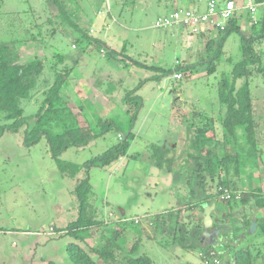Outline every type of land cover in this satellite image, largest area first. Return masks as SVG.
I'll return each mask as SVG.
<instances>
[{"label": "rangeland", "instance_id": "obj_1", "mask_svg": "<svg viewBox=\"0 0 264 264\" xmlns=\"http://www.w3.org/2000/svg\"><path fill=\"white\" fill-rule=\"evenodd\" d=\"M177 1L181 6L198 7L194 2ZM207 1L196 0L204 4ZM237 1L250 4L249 0ZM66 2L74 11V19L82 26L90 27L94 36L108 44L107 49V45L103 46L104 51L95 47L88 49L84 43L78 46L75 42L78 34L69 26L63 40L58 38L53 42L61 52L69 54V65H74L75 57L79 58L62 92L70 107V121L89 125L90 133L95 136L84 146L72 145L53 156L46 136L28 143L26 127L16 131L1 130L7 122L0 114V264H48L49 261L75 264L66 247L76 239L64 229L77 216L73 193L76 179L64 172L62 166L66 162L91 160L118 143L119 134L130 132L133 138L125 156L107 166H95L90 170L93 187L90 201L102 212L96 217L104 220L108 228L102 226L93 231L94 235L84 243L85 248L98 264H128L127 258L131 256L127 252L136 241L138 245L133 257L146 254L154 264H204L201 248L172 243L161 229H155L152 220L154 214L175 210L187 199L186 176L191 164L188 154L192 148L193 130L211 117L218 123L221 110L216 86L218 73L205 75L206 67L199 64L180 80L175 78V70L180 66L176 63L192 65L197 61L193 46L197 37L190 33L192 28L154 26L158 16L171 12L170 0ZM42 3L43 0H6L5 8L39 7ZM49 6L51 13L57 12L52 3ZM241 11L240 23L248 32L249 10ZM252 15L260 16L261 9L258 7ZM209 35L216 41L221 38L215 28ZM223 49L228 56L239 59L240 33L232 31L226 37ZM51 50L36 43L25 46L22 55L27 58L34 54L44 57L45 54L51 58ZM126 54L155 68L138 66ZM252 91L255 118L260 122L258 149L257 152L252 149L249 153L243 151L241 177L246 183L264 188V84L254 80ZM21 104L27 115L36 113L39 108V104L30 99H22ZM52 130L61 132L63 127L59 125ZM204 152L208 155L210 150ZM218 205L216 212L220 213L222 209ZM198 210L192 209L193 214H203ZM233 211L241 213L240 208L235 207ZM247 212L250 216L253 212L264 215V208ZM121 217L127 219L124 221L127 233L119 235L120 257L101 259L91 247L104 244L110 228L119 231L121 226L117 220ZM241 219L228 221L226 218L228 222L225 224L241 226L235 231L234 248L264 241L261 229L251 233L250 226L242 227ZM216 246L222 249L220 242ZM123 251H126V259L122 257Z\"/></svg>", "mask_w": 264, "mask_h": 264}, {"label": "trees", "instance_id": "obj_2", "mask_svg": "<svg viewBox=\"0 0 264 264\" xmlns=\"http://www.w3.org/2000/svg\"><path fill=\"white\" fill-rule=\"evenodd\" d=\"M170 1L171 11L183 7L178 1L176 3V0ZM51 3L56 7V13H51L49 6ZM253 3L262 8V13L254 17L247 9L250 14L248 32L244 31L240 23L243 9L236 11L225 21V29L219 30L221 35L219 41L210 37L211 28H204L198 32L189 29L190 33L197 37L193 42L198 55L197 61L192 65L176 63L180 66L175 73L182 72L183 75L188 71L191 73L199 64L206 67L205 75L218 73L216 86L221 110L217 124L215 118L211 117L193 130L194 135L190 140L192 148L188 154L191 164L186 176V185L189 187L187 199L175 210L154 214L152 224L155 223L156 230L161 229V232L168 235L172 243H179L187 248L194 245L201 248L204 264H217L216 259L219 260V264H264V241L234 248L237 237L235 231L241 226L225 224L232 218L237 221L242 217V227L249 228L251 223L256 221L257 228L264 234V215H256L254 212L252 216L247 214L248 210L264 208V188L246 183L241 177L244 169L243 151L247 150L249 153L252 149L257 152L258 149L257 133L260 122L255 118L252 82L255 80L256 83L264 84V0H253ZM5 4L6 0H0V114L7 122L1 130L16 131L26 127L28 143H35L42 136H46L53 156L72 145L88 144L95 135L90 133L89 125H78L75 120L70 121V107L62 92L79 58L75 57L74 65H69V54L61 52L60 47L53 42L58 38L63 40L66 27L69 26L78 34L75 40L78 46L84 43L88 49L95 47L104 51L103 46L107 45V49L108 44L100 37L94 36L90 27H84L81 22L74 19V11L66 0H43L42 6L14 10L6 9ZM172 27L190 28L184 25ZM232 31L240 33L241 38V57L237 60L228 56L227 51L223 49L224 41ZM36 43L44 44V48L53 49L51 58L45 54L44 57L34 54L24 58L22 50L25 46ZM46 43L48 46H45ZM126 56L138 66L155 68L145 61L134 59L127 54ZM256 85L258 87L259 84ZM127 98L130 100V95H127ZM22 99L34 100V103L39 104L38 111L25 114ZM33 119L36 121L32 124L30 121ZM59 125H62L63 131L54 132L52 129ZM120 137L119 142L103 154L83 163L66 162L62 166L64 172H68L76 179L73 193L76 198L77 216L64 229L76 239L66 247L70 259L75 264H98L84 243L87 238L94 235L93 231L102 226L108 228V225L96 217L97 213L102 212L90 201L93 194L90 170L95 166H107L128 153L133 133L122 134ZM205 149L210 150L208 155L204 152ZM225 190L230 192V197L223 196ZM212 203L216 204L212 211L213 227L221 228L218 242L224 251L216 245H205L200 240L204 230L205 206ZM218 204L222 209L220 213L216 212L219 209ZM235 207L240 208L241 213H235L233 211ZM194 208L200 209L198 212L203 214H193ZM126 220L123 217L117 220L121 231L110 228L105 243L91 247L101 259L114 260L120 257L118 250L121 249V245L118 239L120 234L125 236L127 233L124 225ZM135 220L136 218L134 222ZM137 245L136 241L127 252L131 256L128 255L127 263L154 264L146 254L132 256ZM125 252L123 251L122 257L126 259ZM224 259L226 260L223 261ZM48 264L55 263L49 261Z\"/></svg>", "mask_w": 264, "mask_h": 264}, {"label": "built area", "instance_id": "obj_3", "mask_svg": "<svg viewBox=\"0 0 264 264\" xmlns=\"http://www.w3.org/2000/svg\"><path fill=\"white\" fill-rule=\"evenodd\" d=\"M246 7L253 14L258 10V6L253 2ZM237 8L236 0H209L205 11H199L190 7H180L171 11L169 14L159 16L156 19L154 26L162 28L174 25H184L192 28L195 32L204 28L224 30L225 21L235 14ZM182 77V72L175 73V78L177 80ZM223 196L228 198L231 194L228 190H225ZM215 262L219 264V260L216 259Z\"/></svg>", "mask_w": 264, "mask_h": 264}, {"label": "water", "instance_id": "obj_4", "mask_svg": "<svg viewBox=\"0 0 264 264\" xmlns=\"http://www.w3.org/2000/svg\"><path fill=\"white\" fill-rule=\"evenodd\" d=\"M216 204L212 203L211 205H208L205 210H204V220H203V225H204V230L203 233L201 234V240L208 239L210 245H216L217 239L219 232L221 230L220 227H217L215 230H211L213 225H214V219L212 217V211L215 209ZM257 230V222L253 221L250 225V232L254 233Z\"/></svg>", "mask_w": 264, "mask_h": 264}, {"label": "crops", "instance_id": "obj_5", "mask_svg": "<svg viewBox=\"0 0 264 264\" xmlns=\"http://www.w3.org/2000/svg\"><path fill=\"white\" fill-rule=\"evenodd\" d=\"M177 1V0H176ZM186 4H188V3H192V2H194V3H196V4H198V7L196 8H194V9H197V10H199V11H205L206 10V8H207V5H208V2H209V0L204 4V3H202V2H196V0H183ZM251 2H253V0H249V2L248 3H251ZM236 3H237V11H239L240 9H247V3L246 4H244L243 2L241 3V4H239V2L236 0ZM183 7H188V6H183ZM261 9V11H262V8H260ZM262 13V12H261Z\"/></svg>", "mask_w": 264, "mask_h": 264}, {"label": "flooded vegetation", "instance_id": "obj_6", "mask_svg": "<svg viewBox=\"0 0 264 264\" xmlns=\"http://www.w3.org/2000/svg\"><path fill=\"white\" fill-rule=\"evenodd\" d=\"M217 227H212V231L213 230H215ZM220 234V233H219ZM219 236V235H218ZM201 240V239H200ZM209 240H210V238H208V239H204V240H201V242H203V244H205V245H210L209 244ZM217 242L219 241V237H218V239L216 240Z\"/></svg>", "mask_w": 264, "mask_h": 264}]
</instances>
